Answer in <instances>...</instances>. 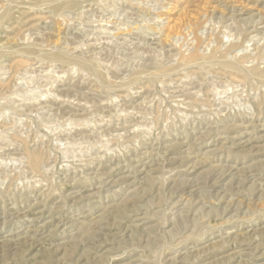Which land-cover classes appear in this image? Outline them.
I'll return each mask as SVG.
<instances>
[{"label": "rangeland", "instance_id": "obj_1", "mask_svg": "<svg viewBox=\"0 0 264 264\" xmlns=\"http://www.w3.org/2000/svg\"><path fill=\"white\" fill-rule=\"evenodd\" d=\"M0 264H264V0H0Z\"/></svg>", "mask_w": 264, "mask_h": 264}, {"label": "bare ground", "instance_id": "obj_2", "mask_svg": "<svg viewBox=\"0 0 264 264\" xmlns=\"http://www.w3.org/2000/svg\"><path fill=\"white\" fill-rule=\"evenodd\" d=\"M106 14V13H105ZM103 25V24H102ZM130 31V30H129ZM113 35V34H112ZM142 57V56H141ZM180 81V80H179ZM48 96V95H47ZM127 99V98H126ZM179 99V98H178ZM130 118V117H129ZM135 129V128H134ZM254 140V139H253ZM247 141V140H246ZM16 142V141H15ZM3 146V145H2ZM37 163H39L38 161H37ZM35 164H36V162H35ZM34 165V164H33ZM35 166V165H34ZM36 166H38V165H36ZM35 166V167H36Z\"/></svg>", "mask_w": 264, "mask_h": 264}]
</instances>
